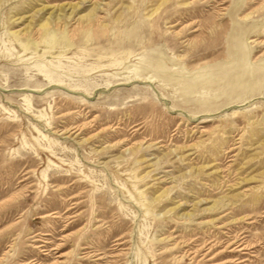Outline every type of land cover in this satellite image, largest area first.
<instances>
[{"label": "rangeland", "instance_id": "rangeland-1", "mask_svg": "<svg viewBox=\"0 0 264 264\" xmlns=\"http://www.w3.org/2000/svg\"><path fill=\"white\" fill-rule=\"evenodd\" d=\"M0 264H264V0H0Z\"/></svg>", "mask_w": 264, "mask_h": 264}, {"label": "bare ground", "instance_id": "bare-ground-1", "mask_svg": "<svg viewBox=\"0 0 264 264\" xmlns=\"http://www.w3.org/2000/svg\"><path fill=\"white\" fill-rule=\"evenodd\" d=\"M234 73V72H233ZM238 75V74H237ZM238 77V76H237Z\"/></svg>", "mask_w": 264, "mask_h": 264}]
</instances>
